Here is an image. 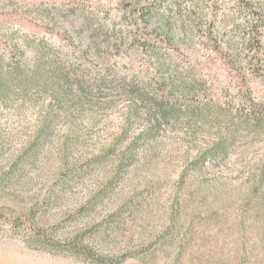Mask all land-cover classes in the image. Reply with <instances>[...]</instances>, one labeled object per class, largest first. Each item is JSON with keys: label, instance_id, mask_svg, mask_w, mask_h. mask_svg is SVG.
Listing matches in <instances>:
<instances>
[{"label": "rangeland", "instance_id": "1", "mask_svg": "<svg viewBox=\"0 0 264 264\" xmlns=\"http://www.w3.org/2000/svg\"><path fill=\"white\" fill-rule=\"evenodd\" d=\"M155 1L0 0V216L60 224L61 236L98 224L96 248L118 264H264V203L248 197L251 172L264 157V125L241 123L225 162L193 164L226 129L184 113L158 122L163 76L150 88L137 68L147 59L120 34L144 33L132 6ZM157 1L153 19L170 18L188 36L210 23L212 0ZM251 1L264 13V0ZM225 6L224 45L240 47L245 16L234 0ZM198 47L204 61L210 50ZM15 65L29 76L12 72L4 81ZM109 66L121 71L102 81ZM245 69L205 67L202 76L226 90L228 101L242 97L247 105L264 99V85ZM133 150L108 196L80 214ZM101 154L102 162L84 168ZM126 201L130 206L110 219ZM0 264L99 263L36 244L24 229H6Z\"/></svg>", "mask_w": 264, "mask_h": 264}, {"label": "trees", "instance_id": "2", "mask_svg": "<svg viewBox=\"0 0 264 264\" xmlns=\"http://www.w3.org/2000/svg\"><path fill=\"white\" fill-rule=\"evenodd\" d=\"M57 2H76L78 0H51ZM155 1V0H154ZM239 13L245 16L246 33L243 34L241 46L224 45L223 35L220 34V27L224 26L227 16L220 11L225 10V0H212L209 9L212 12L210 23L206 27L198 25L193 29L194 35L188 36L186 28H179L170 18L153 19L156 15V8L159 6L156 0L152 5L138 2L133 8L132 15L138 22L144 23V33L135 31H120L131 48L143 57L145 65L139 66L138 72L149 77L153 86L160 84L156 75H162L164 88H161L162 101L159 104L165 105L163 110L155 114L158 122L169 119L183 113L187 119L198 123L206 118H211L218 125L226 129V135H218L211 147L200 152L194 159L195 166L204 167L207 162L221 164L230 156L233 143L236 142L240 126L243 122H253L255 126L264 125V99L257 102L252 97V102L245 105L242 97L238 104L226 99V90L219 89L211 84L210 79L202 76L203 68L212 67L216 69L235 68L246 69L255 80L259 79L264 85V13H257V7L251 0H234ZM42 0H35V5H42ZM155 9V11H154ZM221 9V10H219ZM219 10V11H218ZM259 14V15H257ZM0 20L3 21L0 17ZM138 23V24H140ZM138 26V25H137ZM201 30V32H198ZM198 34V35H197ZM131 35V38H130ZM199 38V39H197ZM212 43L209 46V43ZM198 43H202L210 53L200 60ZM11 48L10 54H15ZM21 55V54H20ZM180 57L183 60H180ZM148 62V64H147ZM112 67H104L101 75L103 81L108 75L116 74ZM12 69V70H11ZM10 71L5 72V80L12 72L26 73L21 67L15 65ZM25 76H29L26 73ZM240 77V76H238ZM30 80V79H27ZM3 83H6L4 82ZM25 81V80H23ZM239 82V80H238ZM245 83V81H244ZM154 90V88H152ZM256 90V89H254ZM257 92V91H256ZM250 95V94H249ZM251 96V95H250ZM157 103V108H159ZM233 106H232V105ZM165 108V109H164ZM168 108V109H166ZM193 108V109H191ZM242 123V124H241ZM135 150L127 152L123 160L117 164V171L114 176L105 183L99 191L93 195L80 210V214L89 215L90 212L108 196L109 190L113 188L112 182L120 175L124 166L123 162L134 158ZM105 154L85 161V169L94 167L103 161ZM251 187L248 191L249 202L260 199L264 203V157L257 163L251 172ZM131 201H126L110 215V219L118 218L124 208L130 206ZM98 224L88 225L80 228L75 234L61 236L60 224L45 227L33 216H0V232L6 229H24L29 232L30 237L36 244L59 251L70 252L98 262L99 264H118L114 257L100 253L94 243V233L98 230ZM122 259L120 262H123Z\"/></svg>", "mask_w": 264, "mask_h": 264}]
</instances>
